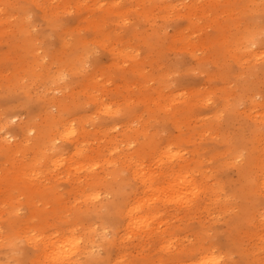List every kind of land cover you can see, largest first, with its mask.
Listing matches in <instances>:
<instances>
[{
  "label": "bare ground",
  "instance_id": "1",
  "mask_svg": "<svg viewBox=\"0 0 264 264\" xmlns=\"http://www.w3.org/2000/svg\"><path fill=\"white\" fill-rule=\"evenodd\" d=\"M230 2L238 15L232 5H185L171 33L157 23L176 6L169 1L0 0V264H132L153 236L170 253L172 233L154 216L171 202L161 200L152 159L159 177L178 176L179 191L199 185L201 200L225 208L244 200L245 221L257 220L264 0ZM170 51L196 66L166 61ZM184 70H197L194 86L174 77ZM173 85L187 88L166 94ZM221 121L234 130H218ZM198 228L179 253L204 247ZM192 264L220 262L205 254Z\"/></svg>",
  "mask_w": 264,
  "mask_h": 264
},
{
  "label": "rangeland",
  "instance_id": "2",
  "mask_svg": "<svg viewBox=\"0 0 264 264\" xmlns=\"http://www.w3.org/2000/svg\"><path fill=\"white\" fill-rule=\"evenodd\" d=\"M165 2H174L176 6L174 8L168 9V19L165 21H158L157 23L163 27V31L167 30L168 32L173 31V28L177 24V20L174 19V13H178L185 10V5L190 3H198L197 9L200 10L201 7H205L209 3H218L224 4L228 7L231 5V9L226 11L234 13L235 15L239 14V9L230 2V0H163ZM135 0H132V9L134 8ZM65 16H68L66 13ZM132 18H136L132 14ZM133 20V19H132ZM41 27V25H39ZM210 30V28H205ZM195 35V34H193ZM137 44V43H136ZM140 50H137V47H132L133 52L140 51L144 49L141 45L139 46ZM186 54H181L179 51H170L167 54L166 61H174L176 59L184 61V64H191L190 66H196V62L188 60ZM154 59V58H153ZM155 60V59H154ZM103 62L107 61L106 56L102 57ZM159 64H164L158 60ZM174 77L178 80L184 81L186 84H193L197 79V70H184L182 72L176 71ZM195 84H193L194 86ZM208 87V85H204ZM168 89H165L166 94L173 92H180L183 88L187 87H176L168 86ZM188 96L190 95L189 90H185ZM182 92V93H183ZM156 93V91H155ZM157 94V93H156ZM178 94H181L178 93ZM178 98H183L178 95ZM204 94V93H202ZM133 95V91H132ZM161 97L157 98L160 99ZM259 99V96L255 97ZM162 104L165 108L169 107L167 104L170 99H166V96L163 94L161 98ZM102 100L106 103L113 102L117 99H113L110 95L102 96ZM178 104V101H175ZM243 100L239 101L240 110L243 107ZM135 103L132 101V105ZM111 106V105H110ZM134 109V108H132ZM85 110L90 112L92 111V106L90 103H85ZM239 110V111H240ZM137 121L133 122V126H136ZM91 127V126H90ZM218 130H222L225 133H230L234 130L232 125H227L224 121L218 123ZM174 133H178L172 129ZM208 131H205L202 136L196 135L195 141L200 142V138L207 137ZM180 147H184L183 145ZM185 152V151H184ZM143 160V157L140 158V162ZM151 167L153 174L157 178L156 184L159 188V192L162 191L163 198L161 200H170L171 203L165 204L164 206L169 205V209H164L159 211L154 216L155 223L161 227L163 231L169 230L172 234L167 241L170 242L169 248L171 249L170 253H166V250L160 249V245L153 244L154 236L150 238L146 244H144L139 251H132V264H164L161 262L163 258L167 257L169 254L178 253V260L174 261L175 264H192L197 261L199 257L208 254V256L217 257L220 264H264V202L262 207L256 209V218L257 220L248 219V222L245 221V204L244 200L236 202V199H228L226 208L221 205H216L213 201L201 200V188L198 185L191 193L185 194L182 191H179V181L178 176H169L167 178L159 177V170L154 164ZM148 162L146 161L143 166L146 167ZM185 171L181 172L183 174ZM184 175V174H183ZM230 180H234L235 173L234 171H229ZM168 182H171L175 186L174 191L171 192ZM157 194H160V193ZM197 195V196H196ZM171 199H174L171 201ZM167 201V200H166ZM199 201V202H198ZM223 204V203H222ZM196 205L200 206V211L193 212V208ZM188 212L187 214H182V212ZM191 211V212H189ZM204 225V228L207 230L205 232V240L201 239L204 247L195 248L192 253L182 252L179 253L182 249L181 246L189 245L191 242H196V232L199 229L198 226ZM196 244V243H195ZM192 246V245H191ZM189 247L185 248L188 249ZM206 250L204 251V249ZM254 258H257V262H254Z\"/></svg>",
  "mask_w": 264,
  "mask_h": 264
}]
</instances>
